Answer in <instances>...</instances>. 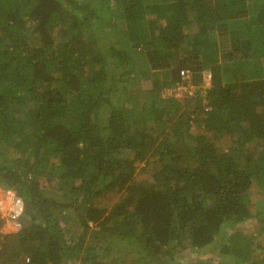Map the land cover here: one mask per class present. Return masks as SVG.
<instances>
[{
    "label": "trees",
    "instance_id": "1",
    "mask_svg": "<svg viewBox=\"0 0 264 264\" xmlns=\"http://www.w3.org/2000/svg\"><path fill=\"white\" fill-rule=\"evenodd\" d=\"M111 16L128 39L103 51ZM205 70L206 93L162 94ZM139 163L159 170L132 187ZM0 187L25 201L0 264H180L216 240L264 264V0H0Z\"/></svg>",
    "mask_w": 264,
    "mask_h": 264
},
{
    "label": "rangeland",
    "instance_id": "2",
    "mask_svg": "<svg viewBox=\"0 0 264 264\" xmlns=\"http://www.w3.org/2000/svg\"><path fill=\"white\" fill-rule=\"evenodd\" d=\"M116 3V2H115ZM111 12V10H109ZM110 12H107L106 14H103L105 17H108V15H110ZM111 21L113 23V25L105 27L106 29L104 30V33H102V30L104 28H102V30H99V27L97 25H94V28H89V33H96L97 35V41L94 42L93 45H95L96 47H101V49L103 51L106 50V48L108 46H110L111 44H114V42L116 41V38L121 37L122 40H127V38H125L121 32L124 31V27L123 25L119 26V22L121 21L120 19H116L115 17L113 18V16H111ZM122 22V21H121ZM96 23H98V21H96ZM194 31H196V29L194 28ZM142 48H137V61L134 63V68H140V64H144L145 63V59L142 56ZM212 54H214L213 52H211ZM110 65L113 68V64L112 61L110 60ZM112 68L109 70L110 74L113 73ZM156 71V70H155ZM203 79L202 82L198 85L196 84H192L190 81L187 85H183L180 87H175V88H168L165 89L163 91V95L165 97L171 96V95H176V96H180L181 98L186 97L187 95L189 97L192 96H196L197 94L201 93H206L207 88H209L212 84V72L210 70H205L203 73ZM185 77H190V75L188 74ZM142 83L140 85H133V89L131 92L133 93H138V94H142V99L145 96V91L150 88L153 83L149 78H145L143 77L142 79ZM200 90V92L198 91ZM230 144H232V139H230ZM227 149V148H226ZM159 164V163H157ZM159 170V166H156V168L154 167V165H150L149 167H146L144 163H139L137 166V172H136V177L135 180L132 184V187L138 186V185H148L149 182L153 181V177H154V173ZM50 190V189H49ZM130 193V191L128 190L127 192H125L123 195L120 194V192L118 191H110V192H106L105 194H103L100 198L97 199V202L94 201V203H96L98 206L101 207H110L112 206V204H114L116 201L118 200H122L124 197L128 196V194ZM64 219H67L69 221L73 220V217L71 216L70 213L66 214V216L64 217ZM24 225V223H23ZM235 229H238L240 231H243L247 234H252L253 231H255L257 229L256 226V220H251V221H246V222H242L239 223ZM229 233L233 232L232 228H228L227 229ZM78 231H80V229H78ZM214 243V244H213ZM212 244H210L208 247L209 251L207 252V255H203L205 253V251H203L202 253H197V250H189V251H180L176 254V258L177 261L180 264H187V263H191V262H197L200 259H210L211 262H217L219 264H221L224 260L226 263L232 264L234 263V259L228 256H224L222 251H221V243L219 240H216L215 242H213ZM2 248V245H1ZM214 248L216 250H214ZM124 254H126V252H124ZM222 261V262H221Z\"/></svg>",
    "mask_w": 264,
    "mask_h": 264
},
{
    "label": "built area",
    "instance_id": "3",
    "mask_svg": "<svg viewBox=\"0 0 264 264\" xmlns=\"http://www.w3.org/2000/svg\"><path fill=\"white\" fill-rule=\"evenodd\" d=\"M188 71H183L187 76ZM25 214V201L14 190L0 188V218L2 228L0 229V247L4 234L18 232L23 228V216ZM30 259L28 258L27 261Z\"/></svg>",
    "mask_w": 264,
    "mask_h": 264
},
{
    "label": "clouds",
    "instance_id": "4",
    "mask_svg": "<svg viewBox=\"0 0 264 264\" xmlns=\"http://www.w3.org/2000/svg\"><path fill=\"white\" fill-rule=\"evenodd\" d=\"M0 188H2V187H0ZM3 225V224H2ZM2 225H1V227H0V229L2 228ZM22 230V229H21ZM14 233H16V232H14Z\"/></svg>",
    "mask_w": 264,
    "mask_h": 264
}]
</instances>
